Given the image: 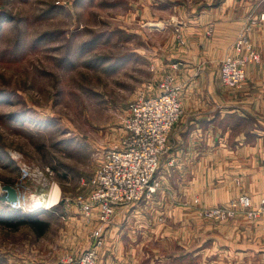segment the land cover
<instances>
[{"label": "rangeland", "instance_id": "374dc122", "mask_svg": "<svg viewBox=\"0 0 264 264\" xmlns=\"http://www.w3.org/2000/svg\"><path fill=\"white\" fill-rule=\"evenodd\" d=\"M220 1L0 0V17H6L0 19V186H15L25 208L13 214L14 207L1 201L0 213L10 221L33 214L49 222L42 235L29 225L0 222V264H54L95 246L97 210L87 217L78 198L89 194L88 181L105 152L124 135L129 105L141 94H156L166 75L179 86L180 117L190 86L188 91L242 89L246 72L240 86L221 81L226 55L214 64L189 56L194 44L186 25ZM248 27L233 45L235 53L245 36L257 54L246 66L260 60ZM207 67L215 82L210 87L204 82ZM234 105L226 110L237 111L218 122L234 127L227 135L221 129L195 176L167 172L162 178L161 160L178 118L154 190L119 206L137 204L132 220L140 225L123 228L115 244L118 235L108 230L116 207L103 225L97 264H174V255L190 250L204 253L187 254L186 264H264V126L259 129L258 117ZM22 166L29 170L24 178ZM37 170L45 183L33 177ZM169 236L179 241L168 242Z\"/></svg>", "mask_w": 264, "mask_h": 264}, {"label": "crops", "instance_id": "0c3cea01", "mask_svg": "<svg viewBox=\"0 0 264 264\" xmlns=\"http://www.w3.org/2000/svg\"><path fill=\"white\" fill-rule=\"evenodd\" d=\"M260 13H264V0H222L210 10L201 11L192 18V22L186 25L185 32L193 36L189 37V41L194 44L192 55L189 56L200 60L209 59L214 64L218 63L215 59H222L225 55L234 53L233 45L236 37L249 24L248 36L258 51L260 60L246 66V79L239 91L225 90L226 93L214 88L188 91L191 86L185 90L182 97L183 113L169 135L168 154L161 160L160 175L162 178H164L163 173L167 172L179 178L195 176L194 170L197 165L208 160L207 155L212 153L215 142L219 141L221 129L226 131L227 135L229 128L234 127L233 125L224 127L218 125L220 116L224 118L225 115L237 111V109L228 111L227 107L234 108V106L238 107L234 104L240 105L243 110L254 114L255 118L258 117L256 123L259 124V129L260 124L264 126V21L257 20ZM210 25L213 26V32L207 35L206 30ZM204 82L209 87V83L215 84L212 69L207 71ZM216 86L219 87V81ZM190 94H194V99H187ZM257 136L261 137L260 134ZM245 140L250 142L251 138L248 137ZM262 140V138L255 139V141ZM136 205L119 207L116 210L108 230L109 236L113 233L118 235V232L121 235L123 228L140 225L139 221L134 223L132 220L136 214H139ZM126 213L128 215L125 218ZM119 215L122 217L119 218ZM114 238L116 239L113 242L116 244L119 235ZM177 241H179L177 237L169 236L168 242ZM203 253L204 251L190 250L176 254L174 258H179V260H175L174 264H186L187 254L200 257ZM163 257L165 258V255L161 256Z\"/></svg>", "mask_w": 264, "mask_h": 264}, {"label": "built area", "instance_id": "2783aa9c", "mask_svg": "<svg viewBox=\"0 0 264 264\" xmlns=\"http://www.w3.org/2000/svg\"><path fill=\"white\" fill-rule=\"evenodd\" d=\"M264 19L261 14L260 20ZM257 59L245 36H240L233 55H226L221 62V81L229 86H240L245 78V66ZM179 86L174 84L171 74L159 81L157 93L150 96L141 94L128 107L124 122V135L120 142L105 152L104 160L99 164L88 181L90 192L79 197L78 202L83 213L89 217L96 208L97 222L95 246L79 255L67 254L54 264H97V248L101 244L103 225L107 224L115 208L138 201L156 187L154 177L161 155L167 151V135L181 114V105L177 93ZM21 178L29 173L22 166ZM43 183L44 175L34 172ZM8 189L6 203L12 208L23 207L18 189L3 185ZM10 192L12 193L10 195Z\"/></svg>", "mask_w": 264, "mask_h": 264}, {"label": "trees", "instance_id": "16d2710c", "mask_svg": "<svg viewBox=\"0 0 264 264\" xmlns=\"http://www.w3.org/2000/svg\"><path fill=\"white\" fill-rule=\"evenodd\" d=\"M4 18H6V17H3V16L0 17L1 20H3ZM0 203L2 204L1 201H0ZM13 210H15L13 212V214H16V212L17 213L22 212V211H17L15 208ZM4 214L5 213H2V214L0 213V222L5 227L8 226V227H13V228H18V227L23 226V225H29L36 234L42 235L47 230V228L49 226V222H47L46 220L37 218V217H35L36 215H33V214H27L26 216L23 215L25 217L16 216L18 219L14 220V221L8 220L9 218L5 217Z\"/></svg>", "mask_w": 264, "mask_h": 264}, {"label": "water", "instance_id": "95a60500", "mask_svg": "<svg viewBox=\"0 0 264 264\" xmlns=\"http://www.w3.org/2000/svg\"><path fill=\"white\" fill-rule=\"evenodd\" d=\"M1 188L2 187L0 186V201L4 202L7 199V191H5L4 188Z\"/></svg>", "mask_w": 264, "mask_h": 264}, {"label": "bare ground", "instance_id": "6f19581e", "mask_svg": "<svg viewBox=\"0 0 264 264\" xmlns=\"http://www.w3.org/2000/svg\"><path fill=\"white\" fill-rule=\"evenodd\" d=\"M1 189H2V188H1ZM52 190H53V191H52V192H53V194H52V196H51V197H53V198H52V200H53V199L55 200V199H56V197H57V193H58V191H57V189H56V188H54V189H52Z\"/></svg>", "mask_w": 264, "mask_h": 264}]
</instances>
